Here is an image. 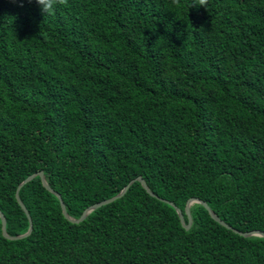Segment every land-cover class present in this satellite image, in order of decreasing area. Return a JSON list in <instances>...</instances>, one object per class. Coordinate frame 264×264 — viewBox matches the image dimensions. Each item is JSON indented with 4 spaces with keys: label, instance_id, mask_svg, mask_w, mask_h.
I'll return each mask as SVG.
<instances>
[{
    "label": "trees",
    "instance_id": "16d2710c",
    "mask_svg": "<svg viewBox=\"0 0 264 264\" xmlns=\"http://www.w3.org/2000/svg\"><path fill=\"white\" fill-rule=\"evenodd\" d=\"M0 0V264H264V0ZM186 224H189L185 214Z\"/></svg>",
    "mask_w": 264,
    "mask_h": 264
},
{
    "label": "water",
    "instance_id": "95a60500",
    "mask_svg": "<svg viewBox=\"0 0 264 264\" xmlns=\"http://www.w3.org/2000/svg\"><path fill=\"white\" fill-rule=\"evenodd\" d=\"M37 177H40L41 178V181L43 183V185L45 186V188L50 191L51 193H53L54 195L57 196V198L59 199L60 203H61V207H62V211H63V214L65 216V218L74 223V224H80L82 222H84L93 212H95L96 210L104 207V206H107V205H110V204H113L114 202L124 198L126 196V194L128 193V191L130 190V188L132 187L133 184H135L136 182H140L143 186V188L147 191V193H149L152 197H156L157 196L151 191V189L149 188L148 184L146 183V181L142 178V177H139L137 180H134L132 181L129 185H127L117 196L109 199V200H106V201H103L101 203H98V204H95L91 207H89L84 213L83 215L81 216L80 219H75V218H72L69 214H68V211H67V207H66V204L62 198V196L57 193L56 191H54L50 185L48 184V181H47V178H46V175L44 172H39V173H36L30 177H28L25 181H23L20 186L18 187V190H17V201L19 203V205L21 206V208L24 210V212L26 213L27 217L29 218V221H30V229L28 231V233L24 234V235H21V236H17V237H12L8 234V231H7V219L5 217V215L0 211V218L2 219V232H3V236L8 239V240H11V241H17V240H22V239H25V238H28L31 236V234L33 233V220L31 218V215L28 211V209L26 208L25 204L23 203L21 197H20V192L21 190L26 186L28 185L30 182H32L35 178ZM169 205H171L172 207H174L180 217V220H181V223L183 225V227L187 230H190L193 226V217H192V213H191V208L195 205V204H200L202 206H204L206 208V210L209 212V214L211 215V217L217 222L219 223L220 225H222L223 227H225L226 229L228 230H231L233 231L234 233L242 236V237H245V238H251V237H259V238H264V232L263 231H260V230H256V231H250V232H240L236 229H234L233 227H231L230 225H228L226 222H224L223 220H221L217 214L210 208V206L204 202L203 200L201 199H198V198H195V199H191L187 206H186V210H185V214L188 216V219H189V224L187 225L186 224V219H185V214L184 212L179 208L177 207L174 203L172 202H169V201H166Z\"/></svg>",
    "mask_w": 264,
    "mask_h": 264
},
{
    "label": "clouds",
    "instance_id": "9594fccd",
    "mask_svg": "<svg viewBox=\"0 0 264 264\" xmlns=\"http://www.w3.org/2000/svg\"><path fill=\"white\" fill-rule=\"evenodd\" d=\"M13 3H17L20 7H23L24 0H12ZM32 2V0H28ZM40 6L43 15L51 14L55 11L58 5H66L67 0H35ZM176 4H179V0H174ZM208 0H193L191 7H205L207 8Z\"/></svg>",
    "mask_w": 264,
    "mask_h": 264
}]
</instances>
